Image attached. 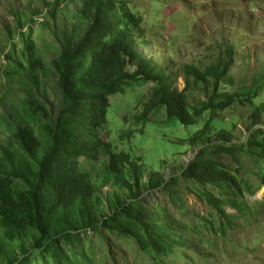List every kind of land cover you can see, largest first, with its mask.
<instances>
[{
  "label": "trees",
  "instance_id": "obj_1",
  "mask_svg": "<svg viewBox=\"0 0 264 264\" xmlns=\"http://www.w3.org/2000/svg\"><path fill=\"white\" fill-rule=\"evenodd\" d=\"M81 1L78 19L85 27L74 23L61 32L53 30L59 53L51 66L61 92L56 106L48 108L36 96L44 62L35 55L33 42L22 50L21 61L14 60L19 69L14 75L19 81L27 77L36 88L27 85L22 104L0 118V127L8 133L5 144L0 143V264H26L35 252H50L61 261L62 244L73 249L80 236L101 228L118 239L134 240L140 252L173 256L186 244L183 224L165 209L148 206L143 196L166 190L173 199L179 177L167 183L154 174L157 178L152 175L143 185V167L130 154L117 153L104 142L109 98L152 84L137 121L145 125L151 113L164 110L168 120L184 127L196 126L205 113H222L239 101L237 94L219 92L232 65V52L222 51L204 70L184 66L185 89L179 92L173 75L136 51V43L147 45L146 28L143 19L130 10L131 0ZM12 58L9 50L4 56L6 65ZM199 89L211 93L205 102L193 106L188 95ZM135 133L142 131H129L120 140ZM227 134L212 135L206 126L190 139L191 146L201 151L183 171L184 180L202 187L240 189L237 179L217 159L206 158L211 147L217 155L235 151L228 146L232 142ZM240 149L257 154L264 163V132L253 135ZM102 152L108 157L102 163V184L114 189L106 196L80 164L81 160L98 161ZM261 182L264 185V171ZM205 197L219 214H225L219 200L212 201L209 193ZM70 264L80 263L74 259Z\"/></svg>",
  "mask_w": 264,
  "mask_h": 264
},
{
  "label": "rangeland",
  "instance_id": "obj_2",
  "mask_svg": "<svg viewBox=\"0 0 264 264\" xmlns=\"http://www.w3.org/2000/svg\"><path fill=\"white\" fill-rule=\"evenodd\" d=\"M81 7V0H0V118L14 113L13 107L22 104L27 85L36 88L27 77L19 81L14 75L19 70L14 60H22V50L29 41L33 42L35 55L44 62L36 96L48 108L60 102L61 92L51 66L59 53L53 30L61 32L74 23L85 27L86 23L78 19ZM129 8L143 19L146 28L143 39L147 45L136 43V51L173 75L179 92L185 89L181 72L184 66L204 70L222 51L232 52V65L219 92L237 94L239 101L222 113H205L196 126L184 127L168 120L164 110L151 113L145 125L137 121L152 84L109 98L104 142H109L117 153L130 154L132 161L143 167V185L150 176L157 178L154 174L167 183L179 177L173 199L166 190H160L145 193L143 200L148 206L165 209L183 224L186 244L171 257H158L149 251L140 252L134 240L118 239L101 228L80 236L73 249L62 244L61 261L50 252H35L26 264H70L74 259L80 264H264V197L258 196L264 192V163L257 154L240 149L253 135L264 132V22L257 19L264 13V0H131ZM40 15H44V21L35 24L34 18ZM9 50L13 58L6 65L4 56ZM133 65L135 71L137 66ZM254 91L256 96L249 98L247 94ZM210 93V89L194 90L188 102L198 106ZM206 126L212 135L228 133L232 142L228 146H234L235 151L217 155L211 147L206 158L217 159L237 179L240 189L212 184L202 187L183 179V171L201 151L191 146L190 139ZM139 130L142 133L120 140L129 131ZM7 136L0 127L1 144ZM105 160L107 154L102 152L98 161L80 163L91 172L104 196L114 191L102 184ZM205 193L212 196V201H220L225 214L214 209Z\"/></svg>",
  "mask_w": 264,
  "mask_h": 264
},
{
  "label": "built area",
  "instance_id": "obj_3",
  "mask_svg": "<svg viewBox=\"0 0 264 264\" xmlns=\"http://www.w3.org/2000/svg\"><path fill=\"white\" fill-rule=\"evenodd\" d=\"M47 11H48V10L46 9V11L44 12V15L46 14ZM256 12L259 14V13H260V10L257 9ZM263 14H264V13H263ZM263 14H262V16H264ZM44 15H40V16H38V17H35L34 20H33V22H34L35 24L40 23V22H43V21H44V18H43ZM262 16H261V15H258V16H257V19H258L259 21H261V22H264V18H263Z\"/></svg>",
  "mask_w": 264,
  "mask_h": 264
},
{
  "label": "bare ground",
  "instance_id": "obj_4",
  "mask_svg": "<svg viewBox=\"0 0 264 264\" xmlns=\"http://www.w3.org/2000/svg\"><path fill=\"white\" fill-rule=\"evenodd\" d=\"M258 196H259L260 198H263V197H264V192H263V191L260 192V193L258 194Z\"/></svg>",
  "mask_w": 264,
  "mask_h": 264
},
{
  "label": "crops",
  "instance_id": "obj_5",
  "mask_svg": "<svg viewBox=\"0 0 264 264\" xmlns=\"http://www.w3.org/2000/svg\"><path fill=\"white\" fill-rule=\"evenodd\" d=\"M209 1H215V0H209Z\"/></svg>",
  "mask_w": 264,
  "mask_h": 264
}]
</instances>
